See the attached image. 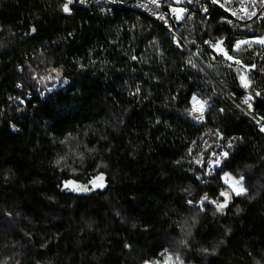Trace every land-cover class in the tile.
<instances>
[{"label":"trees","instance_id":"1","mask_svg":"<svg viewBox=\"0 0 264 264\" xmlns=\"http://www.w3.org/2000/svg\"><path fill=\"white\" fill-rule=\"evenodd\" d=\"M63 3L0 0V264H144L165 249L183 264H264V45L232 51L264 23L186 9L174 42L133 11ZM217 40L241 63L204 45ZM221 151L248 194L201 210L205 193L222 200L220 169L206 174ZM99 173L103 188H63Z\"/></svg>","mask_w":264,"mask_h":264},{"label":"snow or ice","instance_id":"2","mask_svg":"<svg viewBox=\"0 0 264 264\" xmlns=\"http://www.w3.org/2000/svg\"><path fill=\"white\" fill-rule=\"evenodd\" d=\"M109 3L114 2V0H108ZM153 3H157V0H152ZM184 2V0H173L174 4H180ZM187 2L191 3L192 0H187ZM219 2V0H211V3L213 5L217 4ZM261 2H264V0H261ZM74 3H85V0H65V2L62 4V11L65 12L68 15H71L72 13V9H71V5ZM157 6H159V4L157 3ZM221 7H223L224 5L221 4ZM170 10L176 15V19H180L183 15V13L186 11L183 8H178V7H172L170 5ZM204 11L207 12L208 9L204 8ZM242 11H246L245 9H242ZM233 15H235V13H233ZM255 13H250V16H254ZM159 18V17H158ZM230 23V21H229ZM32 32H35L36 29L33 28L31 30ZM255 43L264 45V37H259L256 41H254ZM206 44H209L210 47L216 51L217 53H222L228 60L230 61H234V63L236 64H240L241 61L240 60H235L233 56L229 55V53L227 51H225V49L222 47L223 44V40H217L215 43H212L210 41H205ZM252 43L251 41L248 40H237L235 42V44L232 46V51H237L241 48L242 45H247ZM132 59H136V57H132ZM194 66V65H193ZM241 80V84L243 87L248 88L250 86V82L247 81L245 79L244 76L240 77ZM64 83H67V81H64ZM20 85H18L19 87ZM48 91H51V89H48ZM256 96H261L260 92H256L255 93ZM173 99H175V97H173ZM252 100L251 96H248L244 99L243 103L247 105V108L252 111L253 110V105L252 103H250V101ZM21 103H23V101H21ZM189 103L192 105V107L190 109H186V111L188 112V114L194 119L197 120L199 122L203 121L204 118V114L206 111V101H200L195 95H193L190 100ZM253 118L256 119V117L253 115ZM261 121H264V117H260L257 119V123L260 124V131L264 132V123H261ZM217 135H219V133H217ZM63 143V141H62ZM228 147H231V145H229ZM64 158L61 157L60 159H58L56 161V164L59 166L61 164V160H63ZM82 159V157H81ZM198 163H201V161H197ZM210 164L214 165L216 168H219L222 175L220 177V179L224 182V185H226V187L224 188V190L219 192V197L222 198L221 199H216V200H210L208 198L207 193H205L204 196H202L200 198V201L198 203V206L201 208V210H203V206L205 204V202L214 205L215 210L217 212L223 213V210L228 206L229 202L231 199H233L234 197H240V196H245L248 194V189L246 187V183H245V177L244 176H233L231 173L224 171V168L226 167H230V161H229V153L227 151H221L217 154H214V159L212 161H210ZM99 167V166H98ZM208 174V173H206ZM197 179H200V177H197ZM104 180L105 177L103 175V173H99L95 176H92L89 178L88 183L87 184H80L75 180H65L63 181V188L65 190L68 191H72V192H79V193H86L89 192L95 188H103L104 187ZM189 204H192V201H188ZM182 244H184V241H181ZM161 256L163 257V260H157V261H145L144 264H183V261L180 259L179 255H175L173 253H170L168 251V249H165L162 253Z\"/></svg>","mask_w":264,"mask_h":264},{"label":"built area","instance_id":"3","mask_svg":"<svg viewBox=\"0 0 264 264\" xmlns=\"http://www.w3.org/2000/svg\"><path fill=\"white\" fill-rule=\"evenodd\" d=\"M157 3L159 6H157ZM157 3H153L152 0H114V2L111 3H109L108 0H85V3L83 4L74 3L71 6L76 4L83 8L94 7L97 8L100 13H106L112 8H122L133 11L163 27L167 33L172 36L174 42L179 41L175 31L178 24L183 19L185 12L180 19H176V15L170 10V5L185 10L197 9L202 15H205L208 12H205L204 8H207L208 10L211 8H217L231 20L236 22L252 21L256 24L264 23V2H261V0H219L215 5L211 3V0H192L191 3L184 0V2L178 5L174 4L173 0H157ZM221 4L224 6L221 7ZM242 9H245L246 11H242ZM253 12L255 15L250 16V13ZM233 13H235V15H233ZM204 44L208 45L206 43ZM243 101L244 100L240 101V105L247 109V105L244 104ZM191 119L194 120L192 117ZM261 123H264V121H261ZM257 126L260 130L259 123H257Z\"/></svg>","mask_w":264,"mask_h":264},{"label":"rangeland","instance_id":"4","mask_svg":"<svg viewBox=\"0 0 264 264\" xmlns=\"http://www.w3.org/2000/svg\"><path fill=\"white\" fill-rule=\"evenodd\" d=\"M184 14V13H183ZM260 37H264V34L262 35V36H260ZM259 37H256V38H252V39H246V40H248V41H251L252 43H250V44H253V45H261V44H258V43H255L254 41H256L257 39H258ZM205 45V44H204ZM248 45V44H247ZM206 46H208L209 48H210V45L208 44V45H206ZM242 46H244V45H242ZM241 46V47H242ZM223 48L225 49V51H226V48H225V46H224V43H223ZM211 49V48H210ZM212 50V49H211ZM212 51H214V50H212ZM215 52V54H217L218 56H222L224 59H226L227 61H229V62H234V61H230V60H228L222 53H217L216 51H214ZM246 70H248V68H246ZM246 97H248V96H246ZM245 97V98H246ZM244 98V99H245ZM243 99V100H244ZM242 101V100H241ZM242 106V105H241ZM243 107V106H242ZM244 108V107H243ZM244 109H246V108H244ZM247 111H250L248 108L246 109ZM263 134H264V132H263ZM214 168H216L214 165H212V164H209L208 165V167H207V170H206V173H208L207 175H209V174H211L212 173V171H213V169ZM223 182V181H222ZM223 184H224V182H223ZM225 187H226V185H224Z\"/></svg>","mask_w":264,"mask_h":264}]
</instances>
